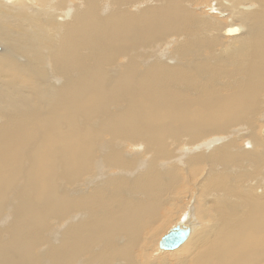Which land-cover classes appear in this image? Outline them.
I'll use <instances>...</instances> for the list:
<instances>
[{
    "label": "bare ground",
    "instance_id": "obj_1",
    "mask_svg": "<svg viewBox=\"0 0 264 264\" xmlns=\"http://www.w3.org/2000/svg\"><path fill=\"white\" fill-rule=\"evenodd\" d=\"M203 2L0 0V264H264V0Z\"/></svg>",
    "mask_w": 264,
    "mask_h": 264
},
{
    "label": "rangeland",
    "instance_id": "obj_2",
    "mask_svg": "<svg viewBox=\"0 0 264 264\" xmlns=\"http://www.w3.org/2000/svg\"><path fill=\"white\" fill-rule=\"evenodd\" d=\"M205 2H206V4H205ZM205 2H203V4L202 3H200V4H194L193 3V5L194 6H192V8H193V11H194V13L195 14H197L196 12L198 11H200L199 13H198V15H203V16H210V14H211V11L208 9L209 8V6L210 5H212V3H213V0H205ZM208 3V4H207ZM203 5V6H202ZM192 8H191V10H192ZM201 8V9H200ZM203 10V11H202ZM203 13V14H202ZM221 18H224V17H220V19ZM223 21H226L225 19H222ZM173 37V36H172ZM223 37V36H222ZM224 38H226V37H224ZM171 39L172 38H168V43L169 42H172L171 41ZM173 39H174V37H173ZM175 40V39H174ZM224 40H226V39H224ZM227 45V43L225 44V46ZM0 47L2 48V46L0 45ZM226 47H228V45L226 46ZM164 48H166V47H164ZM163 48V49H164ZM1 50V49H0ZM22 60V59H21ZM20 60H18V62H19ZM121 61H122V58H119L117 61H116V64L117 65H119L120 63H121ZM167 64H169V62L167 63ZM173 64H175V63H173ZM261 129H264L263 127L261 128ZM263 134V133H262ZM264 135V134H263ZM257 136L260 138V136H261V131H260V133H258L257 134ZM264 137V136H263ZM261 138H262V136H261ZM206 147V145H204V144H202L201 145V149L202 150H204V148ZM167 169L166 167H161V170H165V169ZM110 174V175H109ZM138 175V174H140V171H138V172H136V173H134V175ZM207 174H208V164H207V166L202 170V175L203 176H207ZM110 177V178H109ZM113 177V178H112ZM118 177V178H117ZM119 177L120 176H118V175H116L115 173H112V172H108V173H105V175H104V180H103V182H105V181H108V179H119ZM108 178V179H107ZM120 178H125L126 180H127V178H128V180H130V178H132L133 179V176L132 177H125V176H121ZM131 179V180H132ZM100 183L102 182V181H99ZM102 182V183H103ZM197 194H198V192L197 191H195V193H194V196H193V198L190 200V203H188V205L187 204H185L186 205V207L188 208V210H191L190 209V207L192 208V205H193V203H195V202H202L201 200H199L198 199V197H197ZM264 194V192H262V193H260L259 195H263ZM258 195V196H259ZM183 206H184V204H183ZM187 212H186V209H185V206H184V210L179 214V216H178V218H176L175 219V221L171 224V225H169V227L165 230V231H163L162 232V234L158 237L159 238V240L161 239V237L163 236V234L165 235L167 232V230L169 229V228H172L173 226H175V225H178V223H181V222H185V223H190V224H192V226L195 228V230H199L200 228H202V227H205L206 226V221H201V219L199 218V217H195V216H191V218H189L187 221L188 222H186V221H184V219H183V217H184V215L186 214ZM186 216V215H185ZM181 217V218H180ZM173 218H175V217H173ZM195 218V219H194ZM179 220V221H178ZM52 221H54V222H52ZM56 222V220L53 218V219H51V222H50V227H49V232L51 231L52 232V234L54 233V232H56L57 234H58V228L60 227V226H58L57 225V223H55ZM57 225L58 227H56L55 225ZM200 227V228H199ZM52 229V230H51ZM55 229H57V230H54ZM51 238V241H53L54 243H56V242H58L57 241V238H54V239H52V237H50ZM56 240V241H55ZM53 243V244H54ZM43 248V249H42ZM42 248L40 247L39 248V251L40 252H42L43 250H44V246H42ZM156 250H153V252H152V255H151V257H152V260H154L155 258H157V257H159L160 256V253H163V251H161L159 248H158V245L156 246ZM175 251V250H174ZM174 251H166L167 253H165L164 252V254H169V253H171V252H174ZM48 261V260H47ZM44 264V263H43Z\"/></svg>",
    "mask_w": 264,
    "mask_h": 264
},
{
    "label": "water",
    "instance_id": "obj_3",
    "mask_svg": "<svg viewBox=\"0 0 264 264\" xmlns=\"http://www.w3.org/2000/svg\"><path fill=\"white\" fill-rule=\"evenodd\" d=\"M190 235V227L175 225L161 237L158 243L160 250H174L182 245Z\"/></svg>",
    "mask_w": 264,
    "mask_h": 264
}]
</instances>
